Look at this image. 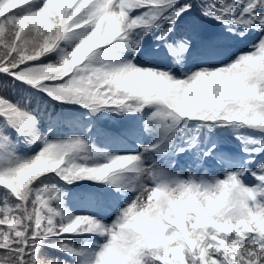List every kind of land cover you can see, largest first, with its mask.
Segmentation results:
<instances>
[{"label": "snow or ice", "instance_id": "obj_1", "mask_svg": "<svg viewBox=\"0 0 264 264\" xmlns=\"http://www.w3.org/2000/svg\"><path fill=\"white\" fill-rule=\"evenodd\" d=\"M0 264H264V0H0Z\"/></svg>", "mask_w": 264, "mask_h": 264}, {"label": "clouds", "instance_id": "obj_2", "mask_svg": "<svg viewBox=\"0 0 264 264\" xmlns=\"http://www.w3.org/2000/svg\"><path fill=\"white\" fill-rule=\"evenodd\" d=\"M218 202L225 209V215L233 219H244L246 209L240 203L239 194L230 188L224 189L218 196Z\"/></svg>", "mask_w": 264, "mask_h": 264}, {"label": "trees", "instance_id": "obj_3", "mask_svg": "<svg viewBox=\"0 0 264 264\" xmlns=\"http://www.w3.org/2000/svg\"><path fill=\"white\" fill-rule=\"evenodd\" d=\"M81 183H86V182H81Z\"/></svg>", "mask_w": 264, "mask_h": 264}]
</instances>
